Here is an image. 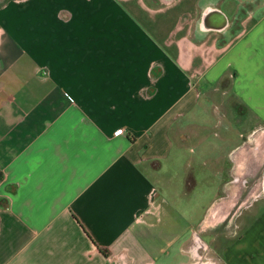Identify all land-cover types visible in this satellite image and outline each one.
Here are the masks:
<instances>
[{"label":"crops","instance_id":"1","mask_svg":"<svg viewBox=\"0 0 264 264\" xmlns=\"http://www.w3.org/2000/svg\"><path fill=\"white\" fill-rule=\"evenodd\" d=\"M234 118L264 125V0L4 2L0 264H186L171 194L226 216L239 140L201 141ZM241 229L221 264H264V203Z\"/></svg>","mask_w":264,"mask_h":264},{"label":"rangeland","instance_id":"2","mask_svg":"<svg viewBox=\"0 0 264 264\" xmlns=\"http://www.w3.org/2000/svg\"><path fill=\"white\" fill-rule=\"evenodd\" d=\"M6 1L8 0H0V5ZM236 115L234 113L233 117ZM239 123L240 121L234 118L228 126L222 124L218 127L221 132L219 135L208 128L205 131L207 135L203 136L201 141L203 148L212 146L216 149L215 143L230 144L239 140L229 154L234 166L226 169L229 174L227 180L232 186L220 184L224 195L219 202L224 203L226 216L210 220L205 215V206L209 201L206 197L200 200L197 197L192 199L188 194L176 196L171 194L174 198L170 201L175 212L179 213L178 215L186 214L187 226H190L185 234V242L191 239L194 230L198 235L193 236L192 243H164L171 263L188 261L186 264H201L203 261L205 264H221L224 255L221 243H230L239 236L242 222L252 220L264 203V125L241 139L237 132ZM217 150L220 148L218 147ZM183 170L181 168L180 173ZM195 206V215L189 217L188 213L191 214ZM176 220L172 218L170 224L173 225Z\"/></svg>","mask_w":264,"mask_h":264},{"label":"trees","instance_id":"3","mask_svg":"<svg viewBox=\"0 0 264 264\" xmlns=\"http://www.w3.org/2000/svg\"><path fill=\"white\" fill-rule=\"evenodd\" d=\"M106 252V251H105Z\"/></svg>","mask_w":264,"mask_h":264}]
</instances>
